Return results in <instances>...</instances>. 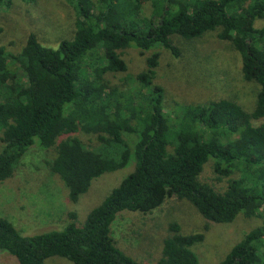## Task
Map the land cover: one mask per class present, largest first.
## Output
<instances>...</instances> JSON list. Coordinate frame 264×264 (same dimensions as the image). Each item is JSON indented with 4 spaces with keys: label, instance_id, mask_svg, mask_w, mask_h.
<instances>
[{
    "label": "trees",
    "instance_id": "trees-1",
    "mask_svg": "<svg viewBox=\"0 0 264 264\" xmlns=\"http://www.w3.org/2000/svg\"><path fill=\"white\" fill-rule=\"evenodd\" d=\"M33 4L35 0H22ZM80 23L57 47L29 34L17 52L0 46V187L32 148L52 152L45 162L77 203L91 182L135 162L105 199L77 224L22 236L0 217V251L16 264H138L115 244L111 225L122 211L148 214L175 198L188 202L206 225L257 217L261 225L219 264H264V0H64ZM153 11L146 16L140 6ZM12 0H0L8 9ZM217 32L240 57L242 77L259 89L254 109L228 100L200 106L164 105L154 83L159 50L180 55L184 40ZM148 53L146 68L127 74L123 51ZM117 74L123 77L113 83ZM127 135L134 136L130 143ZM94 143L86 144L82 138ZM211 161L217 191L199 180ZM155 264H199L193 247L203 234L169 226Z\"/></svg>",
    "mask_w": 264,
    "mask_h": 264
},
{
    "label": "rangeland",
    "instance_id": "rangeland-1",
    "mask_svg": "<svg viewBox=\"0 0 264 264\" xmlns=\"http://www.w3.org/2000/svg\"><path fill=\"white\" fill-rule=\"evenodd\" d=\"M143 15L153 13L148 3L140 6ZM264 25V19L255 27ZM80 23L64 0H35L33 4L12 0L8 9H0V46L17 52L29 34H34L45 47L55 48L70 39ZM180 55L173 57L159 50V64L154 83L164 91V105L200 106L211 101L228 100L243 110L254 109L258 85L247 82L241 73L240 57L230 43L209 32L193 40L173 37ZM148 53L137 50L123 51L127 74L135 76L146 68ZM123 77H110L113 83ZM130 143L134 136L127 135ZM90 139V141H89ZM82 140L94 145L90 137ZM52 152L32 148L13 176L0 187V217L12 223L22 236H33L60 230L69 220L68 213H76L77 224H83L87 214L130 174L133 160L123 169L105 173L91 182L87 192L77 203L68 200V190L59 178L51 173L45 162ZM199 180L217 191L225 186L213 173V164L207 162ZM177 224L183 234H203V241L193 247L199 264H219L244 234L261 225L257 217H237L229 224L206 225L201 215L186 201L171 198L158 209L148 213L120 212L111 225L116 246L138 264H155L161 257L163 240L170 235L169 226ZM46 264H72L51 257ZM0 264H16L7 252L0 251Z\"/></svg>",
    "mask_w": 264,
    "mask_h": 264
}]
</instances>
